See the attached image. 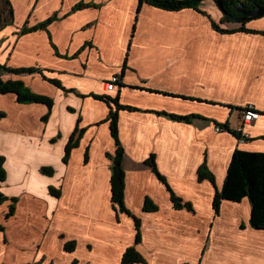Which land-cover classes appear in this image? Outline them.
<instances>
[{"label":"crops","instance_id":"crops-1","mask_svg":"<svg viewBox=\"0 0 264 264\" xmlns=\"http://www.w3.org/2000/svg\"><path fill=\"white\" fill-rule=\"evenodd\" d=\"M9 2L10 15L2 11L0 0V64L38 71L1 77L21 80L53 103L48 108L19 103L14 93L0 95V155L6 170L0 192L7 197L0 204V223L5 225L0 264H47L49 259L36 262L44 255L51 258L48 250L66 252L63 243L75 236L66 232L64 220L56 225L61 216L45 213L49 204H71L70 198L87 200L90 210L95 206L109 219L114 241L108 248L116 247L118 261L134 244L133 218L110 202L111 161L106 155L115 144L108 116L116 108L105 96L133 108L116 111L118 138L124 149V201L140 221L141 240L135 248L147 264H264V230L250 226L249 200L223 199L217 213L212 206L233 152H264V35L215 31L211 20L219 24L223 13L210 1L200 6L205 14L191 8L163 10L138 0ZM77 3L85 6L74 8ZM53 15L48 26L20 32ZM219 25L236 29L241 23ZM244 26L264 32V16ZM112 75L120 83L106 91L104 83ZM248 104L259 117L243 125L241 110ZM216 123L242 127L247 138L238 139ZM76 127L83 132L64 163V149ZM149 154L168 187L192 210L173 206L163 182L145 164ZM204 162L214 183L197 177ZM41 166L54 173L43 175ZM88 181L100 187L79 191L77 184ZM49 186L61 188L62 195H51ZM11 198L16 209L6 218ZM145 198L156 205L155 211L144 210ZM48 234L54 241L47 250ZM70 254L68 264L83 263L76 250Z\"/></svg>","mask_w":264,"mask_h":264},{"label":"trees","instance_id":"trees-1","mask_svg":"<svg viewBox=\"0 0 264 264\" xmlns=\"http://www.w3.org/2000/svg\"><path fill=\"white\" fill-rule=\"evenodd\" d=\"M4 4V9L2 11H7V14H12V7L9 0H2ZM139 4L146 3L150 4L152 6H155V8L163 9V10H170V11H178L183 8L185 9H194L202 14H205L200 9V6H202L205 2L210 0H138ZM216 2V0H213ZM231 0H221V8H222V19L219 21V24H222L226 21H232L233 18L242 17L243 15L236 11L232 4H241L247 10H253L259 6H264V0H233L232 4L230 3ZM217 4V2H216ZM85 6L84 3H77L74 8H82ZM218 6V5H217ZM6 19V17H5ZM54 19V15L49 17L48 19L34 25V26H24L22 27L20 32L25 31H34L40 28H44L45 26H48V24L51 22V20ZM241 23V26H239L236 29L231 28H222L218 23H216L214 20H211L212 27L217 32L221 33H228V32H238V31H244L246 33H261L264 35V32L261 30H253V29H247L244 24L247 22L239 21ZM38 69L30 68V67H21V68H14V67H8L6 65L0 64V95H4L7 93H14L16 96V100L19 103H25V102H35V103H44L48 108L52 105V100L43 94L34 93L29 90V87L24 84L21 80H14V79H8L3 80L2 75L5 73H11L14 75H21L24 73H32L36 72ZM51 83L59 86L62 88L57 80L51 79L49 80ZM120 83V82H119ZM106 101L109 103H114V106L116 110H111L109 112L108 116V122H109V129H110V136L114 141L115 144V150L112 153H108L106 156L111 161L110 166V180L109 183V189H110V202L112 204L113 209L117 210L119 213L126 214L128 216H131L134 221V244L126 247L122 254V258L120 259L121 264H147L145 258L138 252V250L135 248V245L138 244L141 240V234H140V221L137 217H135L132 212L127 209L124 201L125 197V172L123 169V147L120 144L119 141V133H118V126H117V110L118 109H133L129 106H121V104L118 103L117 99H111L108 97H104ZM111 105V104H110ZM175 118L182 119L185 121L189 120V116H182V115H172ZM4 117V113L0 112V118ZM48 118V115L43 117L42 119L46 120ZM217 124V123H216ZM220 128L227 129L231 134L236 136L238 139L245 140L247 137L243 135L242 129H230L227 126V123L217 124ZM83 132V128L78 129L76 127V131L74 134H71L69 137V140L65 146L64 149V155L62 158V161L64 163H67L70 150L74 149L77 144L78 140ZM87 158V152H85V159ZM3 163H5V158L3 155H0V183L6 178V170L3 166ZM145 164L150 167V170L163 182L165 188L169 192L171 196V202L174 207L176 208H186L187 210H192V206L189 202L182 201L178 196H176L172 190L168 187L167 181L165 180V177L162 176L158 170L157 165L155 162V158L153 154H149L145 160ZM208 168L205 165V162L200 166V168L197 170V177L199 180L208 179L211 181V183H214V177L207 170ZM40 171L43 175L50 176L54 173V170L52 167L48 166H41ZM48 190L51 195L59 197L60 191L59 189L49 186ZM243 198H247L250 204V217H249V224L252 228H255V230H264V152H258V151H244L242 149H236L233 152V155H231V159L229 162L228 170L226 171V176L223 182V185L221 186V189L219 191H216L214 194V198L212 200V206L214 211L217 213L219 210V204L221 200L225 201H232L237 202L242 200ZM7 197L0 192V204L5 201ZM10 201L12 202L11 205H9L8 211L5 213L6 217H9L12 215L13 209H14V202L16 201L15 198H11ZM144 210L148 211H155L156 205L152 204L151 201L148 198H145L144 204H143ZM4 226L2 223H0V231H3ZM63 249L66 252L72 253L75 249L74 242L66 241L63 243ZM47 264H52L48 262ZM72 264H76V260L72 261ZM182 264H192V263H182Z\"/></svg>","mask_w":264,"mask_h":264},{"label":"rangeland","instance_id":"rangeland-1","mask_svg":"<svg viewBox=\"0 0 264 264\" xmlns=\"http://www.w3.org/2000/svg\"><path fill=\"white\" fill-rule=\"evenodd\" d=\"M212 4L216 9H219L217 6L216 2L213 0H210L209 2ZM204 4H208V2H205ZM242 129V127H241ZM91 180L94 181L95 178L93 174L90 175ZM89 182V181H88ZM78 186L80 185L79 191L84 190L87 192H92L95 191V188L100 187V185H95L82 182L81 184H77ZM60 195H62V190L59 188ZM66 193V191H65ZM63 197V196H62ZM64 198H62L63 200ZM71 199V204L64 202L63 200V205H61V202L56 204H49L50 210L49 213H45V215H55L54 217L61 216L59 221L57 222L56 225H60V222L64 220L66 223L65 228L67 229L66 232L70 231L72 234L75 236L74 245L77 255L79 258L84 259L83 263L78 264H121V261H118L117 256H116V251L115 248L109 249L108 247L111 246V243H113V232L111 231V226L109 223V219L106 218L105 214H100V210H96L95 206H92V209H89V205L87 200L83 198H76V199ZM70 199H67L69 201ZM40 200V199H39ZM82 202V205L80 206L79 203ZM86 202V203H85ZM12 203V202H11ZM15 203L14 202V209L12 212V215L15 213ZM9 204V203H8ZM41 207H45L43 203H41ZM11 205V204H10ZM54 206V208H53ZM9 207V206H8ZM9 209V208H8ZM7 209V211H8ZM6 211V212H7ZM96 214V215H95ZM10 215L9 217L11 218ZM102 216L103 218L99 217ZM68 218H65V217ZM6 217V216H5ZM6 217V218H9ZM56 220V219H55ZM57 221V220H56ZM98 221V224L95 222ZM101 221V222H100ZM3 225V224H2ZM8 225V224H7ZM3 231L5 230V225ZM110 229V230H109ZM123 230L122 236L126 235V230ZM38 231V230H37ZM30 233V231H29ZM48 234V238L45 239V247L48 250V247L51 249L53 247H50L53 245L54 238ZM63 236L60 235V238ZM116 239V238H115ZM112 240V241H111ZM51 254V258H47L46 255L42 256L41 259L38 258L36 263H40L42 261L47 262L49 259V262L52 264H64L66 262V255L72 256L73 254L66 253V252H58V255L56 254L57 252L53 250H48ZM56 254V255H55ZM48 255V254H47ZM49 256V255H48ZM79 260V259H78ZM77 261V260H76ZM120 262V263H119ZM70 263V261H69ZM68 264V262H66Z\"/></svg>","mask_w":264,"mask_h":264},{"label":"built area","instance_id":"built-area-1","mask_svg":"<svg viewBox=\"0 0 264 264\" xmlns=\"http://www.w3.org/2000/svg\"><path fill=\"white\" fill-rule=\"evenodd\" d=\"M118 82V76L112 75L107 81H105V90L111 91L114 90ZM252 104L246 105L245 108L241 110V121L243 125L250 124L252 121L259 117L258 111Z\"/></svg>","mask_w":264,"mask_h":264},{"label":"water","instance_id":"water-1","mask_svg":"<svg viewBox=\"0 0 264 264\" xmlns=\"http://www.w3.org/2000/svg\"><path fill=\"white\" fill-rule=\"evenodd\" d=\"M220 1L221 0H216L219 9L222 11ZM232 1L233 0L230 1L231 4ZM232 7L243 15L242 17L233 18V20L235 21H244V20L249 21L264 16V6H259L253 10H247V8H245L241 4H232Z\"/></svg>","mask_w":264,"mask_h":264},{"label":"bare ground","instance_id":"bare-ground-1","mask_svg":"<svg viewBox=\"0 0 264 264\" xmlns=\"http://www.w3.org/2000/svg\"><path fill=\"white\" fill-rule=\"evenodd\" d=\"M118 82H119V76H118ZM118 82H117V83H118Z\"/></svg>","mask_w":264,"mask_h":264}]
</instances>
